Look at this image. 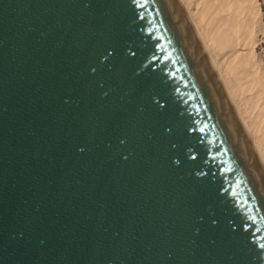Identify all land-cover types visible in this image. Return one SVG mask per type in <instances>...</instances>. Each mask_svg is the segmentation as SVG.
Wrapping results in <instances>:
<instances>
[{
    "label": "water",
    "instance_id": "water-1",
    "mask_svg": "<svg viewBox=\"0 0 264 264\" xmlns=\"http://www.w3.org/2000/svg\"><path fill=\"white\" fill-rule=\"evenodd\" d=\"M0 264H264V172L177 0H0Z\"/></svg>",
    "mask_w": 264,
    "mask_h": 264
},
{
    "label": "bare ground",
    "instance_id": "bare-ground-1",
    "mask_svg": "<svg viewBox=\"0 0 264 264\" xmlns=\"http://www.w3.org/2000/svg\"><path fill=\"white\" fill-rule=\"evenodd\" d=\"M178 1L181 7L186 11L208 59L210 60L208 55L210 49L217 48L221 53L223 52V66H225L228 73H232L229 74L231 77L234 75L233 77H235L236 84H232L235 81H233L230 86L224 83V78L221 74V66H215L214 68L213 65L215 62L212 64L210 61L211 68H214L213 71L215 70L214 72L224 88L225 95L228 101H230V105H232L233 110L238 115L245 133L261 159L262 167H264V135L257 137L260 123L264 125V81L261 82L259 80L260 78H258V82L256 77L260 76V73L258 74L259 71L256 69V64L252 60L254 57L252 50L253 22L252 15L250 16V14L254 8L252 9L250 4H246L247 2L250 3V1L247 0H198L199 2L196 5H201H199L198 8L199 10L201 8V15L205 18H202L201 21L202 16L199 17L200 22L202 23L203 20L204 22L207 20L206 25L203 24L204 28L208 27L207 30L205 29V37V35L202 36L199 32L198 24H200V22L195 23L191 18L193 15L191 16L185 3H183L182 0ZM228 70H230V72ZM252 76H254V78ZM260 77L261 80H264L262 76ZM232 80H234V78ZM258 87L260 90L257 89ZM252 88L256 89L254 90ZM240 90L248 91L249 93L251 91L253 93H250L252 99L251 101L249 100V104H251L253 100V103L255 102L254 105L256 107L259 106L258 109L260 108L261 113L259 115L257 114L258 116L256 117L259 119L258 125L255 119L251 124H248V120L252 115L251 112L255 106L251 104L253 106L251 107V112L245 110L247 107L243 105H246V103L242 101V103H239V93L241 95V92H243H240ZM245 93L246 92H244V94Z\"/></svg>",
    "mask_w": 264,
    "mask_h": 264
},
{
    "label": "rangeland",
    "instance_id": "rangeland-1",
    "mask_svg": "<svg viewBox=\"0 0 264 264\" xmlns=\"http://www.w3.org/2000/svg\"><path fill=\"white\" fill-rule=\"evenodd\" d=\"M178 1V0H177ZM200 1V0H199ZM198 0H182V2L183 3H185V5H186V8H188V11L191 13V18H192V20L196 23H198V22H200V18L199 17H201L202 15V13L200 12L201 11V8H200V10H199V5H196L198 2H199ZM247 1H250V3L249 2H247ZM246 2V4H250V7H252V9L254 8V10H252V12H251V14H250V16L252 15V22H253V31H252V50H253V54H254V57H253V62L256 64V69H258V74L260 75V76H262V78L264 79V0H247ZM178 3H179V1H178ZM252 4V5H251ZM179 5H180V7H181V4L179 3ZM196 5V6H195ZM201 6V5H200ZM182 8V7H181ZM183 9V11H184V14L185 15H187V13H186V11L184 10V8H182ZM198 14V15H197ZM187 18H188V20L190 21V19H189V17H188V15L186 16ZM202 18H204L203 16L201 17V21H202ZM205 19V18H204ZM203 22H204V20H203ZM201 23L200 22V24H198L199 25V27H198V29H199V32H200V34L202 35V36H204L205 35V29L207 30V28L205 27L204 28V25H206V22H207V20H205V22L204 23ZM191 23V22H190ZM204 24V25H203ZM196 33V32H195ZM205 37H206V35H205ZM199 40V39H198ZM200 42V41H199ZM200 45H201V43H200ZM202 47V46H201ZM202 50H203V48H202ZM218 50V51H217ZM203 52H204V50H203ZM223 53V52H222ZM222 53H221V51L219 50V49H217V48H214V49H210L209 50V58H210V60L208 59V57H207V55L205 54V52H204V54L206 55V57H207V59L209 60L208 62H209V65L211 66V63H210V61L212 62V64L214 63V65H213V67L215 68V66H217V67H220L221 66V74H222V76H223V78H224V83L225 84H227V85H229L230 86V84L233 82V81H235V77H233L234 75H232V77L229 75L231 72H230V70H228L230 73H228L227 71H226V68H225V66H223L224 64H223V59L222 58H224V55H222ZM220 54V55H219ZM213 61H212V60ZM222 63V64H221ZM213 68V69H214ZM215 71V70H214ZM217 73V72H216ZM232 74V73H231ZM257 76V75H256ZM260 76H258V77H256L257 78V80H258V78H260L259 80L262 82V81H264V80H261V77ZM217 77V76H216ZM253 78H254V76H252ZM234 78V80H232ZM256 78H255V80H256ZM217 80H218V82L221 84V82H220V80L218 79V77H217ZM259 80H258V82H259ZM236 84V81L235 82H233L232 84ZM221 86H222V84H221ZM222 89H223V91H224V88L222 87ZM252 89H256V88H252ZM252 89H251V91H252ZM257 89H259V87L257 88ZM260 90V89H259ZM241 91H243V90H240V92ZM250 91V90H249ZM250 91V93H252ZM244 92H246L245 94H244ZM248 91H243V92H241V95H240V93H239V103H242V102H244V103H246V105H243V106H246L247 108L245 109L246 111H252V108L251 107H253L251 104H253L254 105V103H253V100H252V103L251 104H249L250 103V101H251V97H252V95L248 92ZM255 92V91H254ZM242 94H244V95H242ZM253 94V93H252ZM249 95H251V96H249ZM250 100V101H249ZM242 101V102H241ZM230 102V101H229ZM243 103V104H244ZM250 105V106H249ZM255 106V105H254ZM231 107H232V105H231ZM259 107V106H258ZM258 107H253L254 109H253V111L251 112V117H250V119L248 120V124H251L252 122H253V120L255 119V121H257V125H258V122H259V119H257L256 117L261 113V111H260V108L258 109ZM251 108V109H250ZM233 109V108H232ZM234 111V110H233ZM249 112V113H250ZM234 114H235V117H238V115L235 113V111H234ZM258 114V115H257ZM238 121H239V123H240V125L242 124L241 123V121H240V119H239V117L238 118H236ZM241 127H242V129H243V131H244V127H243V125H241ZM258 129H259V134H257V137L258 136H263L264 135V125H262L261 123H260V125H259V127H258ZM244 133H245V131H244ZM263 133V134H262ZM262 134V135H261ZM245 135H246V138L248 139V141H249V143H250V145H252V143H251V141L249 140V138H248V136H247V134L245 133ZM252 148H253V151H254V153H256V151H255V148L253 147V145L251 146ZM256 155L258 156V154L256 153ZM256 156V157H257ZM257 159H258V161L259 162H261V159L259 158V156L257 157ZM264 163V162H263ZM261 166H262V162H261ZM263 166H264V164H263ZM262 170H263V172H264V167H262Z\"/></svg>",
    "mask_w": 264,
    "mask_h": 264
}]
</instances>
